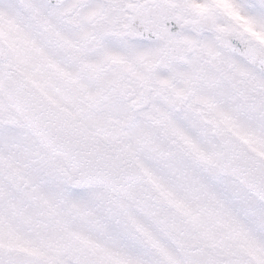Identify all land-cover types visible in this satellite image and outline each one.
I'll return each instance as SVG.
<instances>
[{
    "label": "snow or ice",
    "instance_id": "snow-or-ice-1",
    "mask_svg": "<svg viewBox=\"0 0 264 264\" xmlns=\"http://www.w3.org/2000/svg\"><path fill=\"white\" fill-rule=\"evenodd\" d=\"M0 264H264V0H0Z\"/></svg>",
    "mask_w": 264,
    "mask_h": 264
}]
</instances>
